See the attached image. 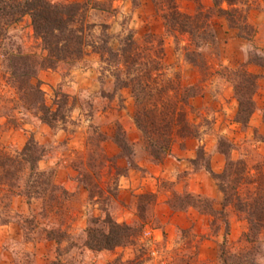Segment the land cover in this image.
Wrapping results in <instances>:
<instances>
[{
  "label": "rangeland",
  "instance_id": "374dc122",
  "mask_svg": "<svg viewBox=\"0 0 264 264\" xmlns=\"http://www.w3.org/2000/svg\"><path fill=\"white\" fill-rule=\"evenodd\" d=\"M54 1L98 6L99 11L91 10L86 17L96 27L87 35L81 57L59 62L52 69L44 66L47 53L29 18L4 27L0 34V151L16 157L33 139L42 148L38 169L45 172L42 178L39 174L30 177L26 170L0 180V264H123L132 260L142 264H264V222L252 227L248 212L240 210L233 197L226 201L212 175L222 194L220 203L188 193L187 184H179L183 190L179 193L175 183H162L173 192V209L194 207L211 218L206 232L182 229L173 237L165 233L161 241L156 233L147 235L150 227H160L162 209L156 206L154 195L120 189V180L138 161L152 156L135 124L134 94L124 87L132 76L127 74L129 68L108 54L109 49H137L138 72L155 67L161 85L193 88L196 96L187 109L199 135L188 138L204 142L197 149L198 168L210 171L205 144L213 142L226 157L222 172L232 160L245 163L252 180L264 178V68L257 64L264 63V0H239L236 8L242 10L243 18L235 27L212 13L214 38L201 48L189 34L168 30L163 14L170 11L165 0ZM174 5L186 16H194L200 7L208 11L214 6L213 0H176ZM189 51L201 56L192 62ZM19 52L33 56L37 73L31 84L40 83L45 103L59 109L61 118L52 127L41 121V103L37 93L30 92L27 80L20 91L7 70L9 54ZM245 71L258 76V85L254 113L247 123H240L246 115L245 111L238 114L234 84ZM133 128L142 139L137 148L131 142ZM118 149L120 155L115 153ZM119 157L126 159L127 167L119 165ZM60 170H66L64 179L73 174V190L56 183ZM183 176L186 173L178 177ZM47 179L50 185L44 183ZM53 185L58 187L55 193H51ZM30 191L35 194L28 199L25 194ZM239 191L248 200L254 186L244 184ZM107 216L131 226L135 237L111 251H92L88 230L98 228L95 218ZM206 239L215 242L217 253L201 259L199 249Z\"/></svg>",
  "mask_w": 264,
  "mask_h": 264
},
{
  "label": "trees",
  "instance_id": "16d2710c",
  "mask_svg": "<svg viewBox=\"0 0 264 264\" xmlns=\"http://www.w3.org/2000/svg\"><path fill=\"white\" fill-rule=\"evenodd\" d=\"M165 0L170 13L165 12L163 19L168 30H180L181 33L189 34L197 48H201L213 41L212 16L216 14L232 24L238 25L243 18L242 10L236 8L239 0H213V8L205 11L199 8L194 16L182 14L174 2ZM226 7H225V6ZM91 10H98V6L90 7L89 3H61L54 0H0V34L4 27L14 26L25 18L30 19L36 39L40 40L46 56L44 66L48 69L56 67L59 62H68L81 57L87 44L86 37L96 27L90 24L86 17ZM213 13V14H212ZM105 27L106 26H102ZM104 47V46H102ZM105 49V48H101ZM110 50V49H109ZM108 50L115 61L121 66L129 68L128 75H132L129 81H125L124 87L131 88L138 104L135 114V124L142 132L147 149L154 160L162 162L170 154L172 144L177 138H188L199 135L197 126L190 117L187 109L189 100L196 96L192 87L180 85H164L159 83L158 68L153 67L145 72H138L137 65L141 59L137 49H119L117 52ZM192 62H195L200 53L187 52ZM192 56V57H191ZM148 60H153L149 56ZM7 70L11 77L16 80L18 89L27 80L30 92L38 95L41 103V121L52 127L53 121L59 117V109L54 110L45 103L43 92L38 86H33L31 80L37 70L35 60L29 54L11 53L7 58ZM258 65L264 68L263 62ZM241 81L234 84V90L239 102V112L245 111L246 118H240L238 122H248L254 113L253 96L257 91L258 76L245 71L241 73ZM169 84V83H168ZM29 92V93H30ZM187 92L189 95H187ZM246 99V102H245ZM41 145L30 139L24 149L16 157L9 156L0 151V180L8 177H16L19 172L28 171L29 176L43 173L38 169V162L42 159ZM213 178L218 182V187L226 197L234 198L240 210L248 212L252 227L264 222V178H249L250 169L243 162L228 161L222 173H214L210 170ZM50 185V181L44 182ZM34 184V183H33ZM244 184L254 186V191L248 195V200L240 194V187ZM58 190L56 185L51 188V193ZM25 194L28 199L33 198L34 192ZM65 194V191L62 192ZM17 195H21L17 193ZM58 199V197H56ZM250 199V201H249ZM229 200V199H228ZM98 228L88 230V248L92 251H111L117 247L132 242L134 229L127 224H120L110 216L105 219L95 218L93 221ZM262 227V226H261ZM123 264H142L139 260L128 261Z\"/></svg>",
  "mask_w": 264,
  "mask_h": 264
},
{
  "label": "crops",
  "instance_id": "0c3cea01",
  "mask_svg": "<svg viewBox=\"0 0 264 264\" xmlns=\"http://www.w3.org/2000/svg\"><path fill=\"white\" fill-rule=\"evenodd\" d=\"M263 127L262 129H264ZM132 133L134 134V138H132L131 142L132 145L137 148L142 145V139L136 128H133ZM200 145H204V142L195 138H184L175 141L172 144L170 154L162 163H157L152 160L150 156L146 155L143 160L138 161L136 168H129L128 174L121 177L120 189L132 190L135 195L151 194L155 196L156 206L162 209L163 214L160 216V227L153 229L150 227V231L148 230L147 235L156 233L157 241L164 240L166 236L165 233L173 237L174 234L177 236L180 230L191 228L204 233L207 231V228L210 227L211 218L194 207L177 211L173 209L170 206V199L173 192L165 189L164 186L162 187L163 181H171L175 183L174 189L182 193L183 190L181 191L178 189L179 184H187L188 193L208 197L219 203L221 202L222 194L214 184L211 172L196 166L197 149ZM205 150L210 155V170L214 173L222 172L226 163V157L218 151L216 144L208 142L205 144ZM120 151L121 150L118 149L115 153L120 155ZM118 160L120 166L127 167L125 158L119 157ZM65 171L66 170L59 171L56 177V183L69 190H73L71 181L73 174H70V177L67 175L64 179L62 175ZM184 173H186L187 176H183V179L180 178ZM80 196H82V198L85 197L83 190ZM164 214H166L165 217ZM201 244L198 255L199 258H207L208 255L211 257L216 252L214 241L206 239Z\"/></svg>",
  "mask_w": 264,
  "mask_h": 264
}]
</instances>
